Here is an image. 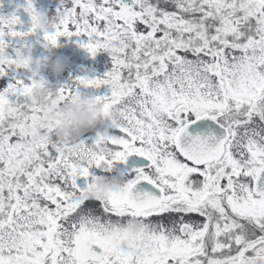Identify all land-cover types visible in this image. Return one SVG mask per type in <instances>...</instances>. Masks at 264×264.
<instances>
[{"label":"snow or ice","instance_id":"6c2138e0","mask_svg":"<svg viewBox=\"0 0 264 264\" xmlns=\"http://www.w3.org/2000/svg\"><path fill=\"white\" fill-rule=\"evenodd\" d=\"M55 13L46 46L86 35L112 58L59 97L107 85L93 97L122 118L75 145L38 134L30 96L48 81L19 62L37 31L0 15V264H264V0H59ZM101 142L111 155L89 151ZM134 154L119 190L92 193L98 169Z\"/></svg>","mask_w":264,"mask_h":264},{"label":"clouds","instance_id":"9594fccd","mask_svg":"<svg viewBox=\"0 0 264 264\" xmlns=\"http://www.w3.org/2000/svg\"><path fill=\"white\" fill-rule=\"evenodd\" d=\"M33 4L35 12L31 14V26H34L39 33L51 31L59 21L58 14L38 10L35 0H33ZM32 48L31 44L20 53L19 62L22 66L34 71L38 77L45 78L41 69L46 63H50L57 74L62 73L68 66L67 58L61 56L53 58L50 54L42 59L33 55ZM30 100L33 106L39 108L43 113L37 133L42 132L47 135L48 130H51L58 141L73 145L89 131L109 132L119 125L122 118V112L118 107H113L106 112L103 104L97 102L93 95L83 92L70 102H63L57 93V86L49 81L45 86L33 89ZM89 151L107 156L111 155L112 149L107 143L101 142L92 145ZM123 183L124 180L121 176H107L95 181L91 191L94 195L107 196L111 190H119ZM141 227L139 222H133V234L138 232Z\"/></svg>","mask_w":264,"mask_h":264},{"label":"rangeland","instance_id":"374dc122","mask_svg":"<svg viewBox=\"0 0 264 264\" xmlns=\"http://www.w3.org/2000/svg\"><path fill=\"white\" fill-rule=\"evenodd\" d=\"M25 3L26 0H3V7H0V15H10L13 12H16L20 16L21 11H25V9L20 6ZM35 4L36 8L41 11L46 10L50 13H55L57 7L59 6V0H35ZM24 29L27 30L25 27ZM38 38L42 44L46 46L42 33L38 32ZM79 39L84 40L83 37H73L72 39L62 38L59 46H46L43 59L48 57L50 54L53 58L56 56L67 58L68 66L65 68L68 69L69 80L76 76L103 77V75L112 68L111 55L107 51H101L95 57H92L88 50L81 47V45L77 42ZM32 40L33 35L30 37V42ZM12 43H16V41L13 40ZM50 65V63H46L42 66L41 70L45 78L51 84L56 86L64 83L65 81L60 79V74H57ZM81 92L89 95H104L109 93V88L107 85L101 86L99 89L81 87Z\"/></svg>","mask_w":264,"mask_h":264},{"label":"flooded vegetation","instance_id":"af4514ba","mask_svg":"<svg viewBox=\"0 0 264 264\" xmlns=\"http://www.w3.org/2000/svg\"><path fill=\"white\" fill-rule=\"evenodd\" d=\"M205 127V125L200 122L197 121L191 128L190 131H192L193 133L197 132V131H201L203 130ZM96 133V130H92L89 131L87 133H85V137H90V138H94ZM145 158L143 157H139L138 155L134 154L132 157L129 158V162L123 163V162H116L114 168L111 171L105 172L103 168L98 169L97 172L99 174H105L108 176H119L121 173H127L131 168H134L136 166H138L136 163H134L135 161H141L144 160ZM138 190H143L141 185L137 186Z\"/></svg>","mask_w":264,"mask_h":264},{"label":"water","instance_id":"95a60500","mask_svg":"<svg viewBox=\"0 0 264 264\" xmlns=\"http://www.w3.org/2000/svg\"><path fill=\"white\" fill-rule=\"evenodd\" d=\"M23 23H25V25L30 27V22L27 21L26 19H24ZM32 46H33L32 48L33 55L41 58L42 52L44 51V46H42L39 41L33 42Z\"/></svg>","mask_w":264,"mask_h":264}]
</instances>
